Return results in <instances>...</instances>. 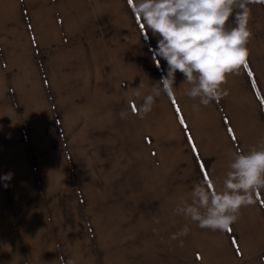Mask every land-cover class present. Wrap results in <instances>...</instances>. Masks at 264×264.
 I'll list each match as a JSON object with an SVG mask.
<instances>
[{
    "label": "crops",
    "instance_id": "1",
    "mask_svg": "<svg viewBox=\"0 0 264 264\" xmlns=\"http://www.w3.org/2000/svg\"><path fill=\"white\" fill-rule=\"evenodd\" d=\"M248 7L228 95L194 111L178 72L141 118L168 66L129 0H0V264H264V189L230 231L173 215L264 138V3Z\"/></svg>",
    "mask_w": 264,
    "mask_h": 264
},
{
    "label": "clouds",
    "instance_id": "2",
    "mask_svg": "<svg viewBox=\"0 0 264 264\" xmlns=\"http://www.w3.org/2000/svg\"><path fill=\"white\" fill-rule=\"evenodd\" d=\"M141 28L157 36L155 53L167 63V74L154 83L139 107L141 118L149 113L161 94L174 95L176 74L190 85L185 95L200 106L218 103L228 95L222 85L227 76L248 64L247 47L252 35L248 5L264 0H129ZM159 61H157V64ZM138 96L139 90L132 89ZM121 118L127 113L121 112ZM10 178L11 173L7 174ZM264 189V138L248 151L232 153L223 186L216 189L209 178L196 183L191 201H181L173 215H182L202 229L228 231L239 219L240 210L254 205ZM187 224L170 240L187 236ZM181 245L183 241H180Z\"/></svg>",
    "mask_w": 264,
    "mask_h": 264
},
{
    "label": "snow or ice",
    "instance_id": "3",
    "mask_svg": "<svg viewBox=\"0 0 264 264\" xmlns=\"http://www.w3.org/2000/svg\"><path fill=\"white\" fill-rule=\"evenodd\" d=\"M247 67H248V65L245 66V68H247ZM205 178H207V177H205ZM229 231H230V230H229Z\"/></svg>",
    "mask_w": 264,
    "mask_h": 264
}]
</instances>
